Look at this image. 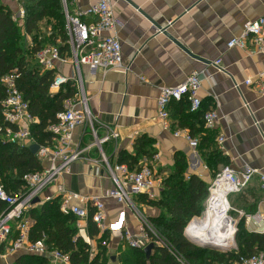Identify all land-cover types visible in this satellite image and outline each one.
I'll use <instances>...</instances> for the list:
<instances>
[{
	"label": "crops",
	"instance_id": "1",
	"mask_svg": "<svg viewBox=\"0 0 264 264\" xmlns=\"http://www.w3.org/2000/svg\"><path fill=\"white\" fill-rule=\"evenodd\" d=\"M10 1L6 0L7 3ZM96 1L76 0L72 5L73 13L86 10ZM112 2L120 22L117 31L122 42L125 68L103 72L94 66H81L89 109L100 134H105L107 128L119 134L117 139L103 145L110 161L119 162L122 150L133 152L135 138L148 134L155 139L157 154L153 167L161 176L165 178L172 172L175 154L182 152L189 164L187 174H197L210 183L213 174L198 147L202 130H206L204 125L196 121L192 130L186 127V123L194 122L193 118L189 120L187 117L191 111L185 103L174 102L170 105L171 128L164 129L158 118L157 105L162 86L179 84L194 70H205L209 76L203 79L200 92L205 107L212 108L216 102L219 104V120L210 130L215 137L214 146L235 170L249 166L264 173V94L260 92L258 83V74L264 70V55L227 47L233 36L241 34L247 21L264 15V0ZM219 56L225 61L226 71H219L212 65ZM54 70L65 75L74 72L72 64L61 62ZM248 78H252L254 83L244 84ZM235 82L240 83V90L234 87ZM178 129L188 130L192 141L176 136L174 132ZM220 137L224 140L220 141ZM74 139L78 148L85 149L84 157L73 162L67 172L44 190L37 205L42 204L47 196L62 198L67 190L103 195L114 186L90 128H77ZM44 159L42 161L47 165L48 158ZM142 163H146L145 158ZM222 167L220 165L219 169ZM240 193L232 196L239 205L237 219L243 212L246 228L263 232L264 223L247 216L264 210L261 181L254 178ZM258 197L261 200L255 202ZM105 202L110 215L116 216L120 204L109 199ZM128 219L132 228L138 226L131 213ZM79 223L85 225V233L89 237L87 221L80 220ZM116 238L119 240L118 236ZM8 243L9 240L0 242V264H15L17 258L25 254L23 251L7 253Z\"/></svg>",
	"mask_w": 264,
	"mask_h": 264
},
{
	"label": "built area",
	"instance_id": "2",
	"mask_svg": "<svg viewBox=\"0 0 264 264\" xmlns=\"http://www.w3.org/2000/svg\"><path fill=\"white\" fill-rule=\"evenodd\" d=\"M75 1L62 0L71 54L66 57L61 56L59 48L55 45H48L36 53L38 64L44 70H54L58 62L70 63L74 69L72 75L55 73L50 87L51 92L59 91L71 80L76 84V93L65 99L64 110L58 114L59 122L50 127L56 135L55 141L52 146L40 145L38 155L41 160L48 158L49 163L44 165L42 171L25 177L26 187L17 196L10 195L0 188V198L7 202L9 208L0 212V242L6 243L9 240L7 253L23 251L25 254L46 255L51 264H71L70 255L58 249H49L44 239L32 242L29 236L32 220L26 216V212L38 204V202L34 203V200L40 198L48 186L67 172L73 162L84 157L85 149L78 148L74 139L75 130L79 127L91 128L90 133L114 186L103 195H85L67 190L61 198L62 211L73 213L80 220L87 221L90 209L94 208L92 219L101 232L119 234L131 247L144 249L151 243L169 247L163 234L150 220V216L143 214L134 201V196L141 193H146L150 199L158 198L164 177L147 163H144L139 170H131L126 163L110 161L103 145L112 139H117L119 134L116 130L107 128V132L101 135L99 129H96L81 76L82 65L94 66L103 72L125 68L122 42L117 31L120 22L115 14L113 2L97 0L84 11L71 13L69 3L73 5ZM20 15L25 16L24 9L20 10ZM227 47L230 49L238 47L250 53L264 55V15L247 21L241 34L233 36L227 42ZM212 65L219 71L227 70L222 56L217 57ZM19 76L18 71L15 70L2 77L1 81L6 90V97L2 100L3 116L13 126L0 128V132H3L5 138L12 143L31 146L37 143L31 129L35 118L29 110L30 102L25 99L18 87ZM208 76L205 70H194L183 82L160 88L157 99L158 118L164 129L171 128L170 105L173 101L188 100L191 111L201 108L203 99L200 92L203 79ZM258 78L260 92L264 94V70L258 74ZM253 83L252 78L244 80L246 85ZM234 87L240 90V83L235 82ZM217 104L216 102L214 107L208 109L203 117L205 125L211 129L216 127L219 120V104ZM174 134L192 141L188 130L178 129ZM223 140L224 137H220V141ZM256 177L264 187V173L259 169L246 166L243 170L237 171L229 164L223 166L209 183V194L202 214L195 215L189 220L184 228V234L189 239L199 238L197 233L202 228V221L212 215L234 224L236 228L237 218L231 215L233 207L230 195L248 188ZM55 197L57 196H47L45 201ZM106 199L120 204L116 216L110 215ZM129 213L138 222L136 228L130 226ZM240 215L243 216L244 213L241 212ZM247 216L249 218L252 216L256 222L264 223V210ZM85 228L83 223H79V236L91 243ZM15 231L18 232V236L10 240L11 234ZM174 253L182 261L176 252ZM237 264H264V252L248 257L241 256Z\"/></svg>",
	"mask_w": 264,
	"mask_h": 264
},
{
	"label": "trees",
	"instance_id": "3",
	"mask_svg": "<svg viewBox=\"0 0 264 264\" xmlns=\"http://www.w3.org/2000/svg\"><path fill=\"white\" fill-rule=\"evenodd\" d=\"M25 10L23 26L13 17L12 9L0 3V128L13 126L3 116L2 100L6 90L2 77L10 72L18 71V87L30 102V113L35 118L32 124V136L39 145L52 146L56 135L50 127L59 122L58 114L64 110L65 99L74 96L76 84L69 81L57 92H51L55 70H44L37 60L36 53L48 45L59 48L63 57L71 54L69 36L66 30V16L62 0H20ZM47 19L55 22L50 34H43L40 23ZM38 62V61H37ZM185 103L191 111L188 100L173 101ZM206 108L202 100L199 110L191 111L186 123L192 130L199 121L206 130H202L199 151L213 177L220 171V165H228V160L215 147L214 134L205 125ZM190 122V121H189ZM155 139L148 134L138 135L133 144V152L126 149L119 154L118 161L128 164L131 170H139L145 158L153 167L157 150ZM188 160L184 153L175 154L172 172L163 180V187L156 199H150L146 193L134 196L137 205L153 206L161 209L158 216H150V220L163 234L169 247L156 246L148 257L144 249L129 246L125 259L120 264H237L241 256H253L264 252V231H251L245 226L243 217L236 234L238 249L223 252L216 249L203 248L192 242L185 234L184 228L195 215H201L209 194V186L197 174H187ZM44 169V162L38 154L33 153L30 145H18L7 140L0 132V188L8 194L17 196L26 187L25 177ZM242 194V193H240ZM261 198H256L255 202ZM8 204L0 198V212L8 210ZM94 208L90 209L87 220L88 234L92 243L79 236L80 219L73 213H64L61 209V197L35 205L26 212L32 220L30 240L36 242L44 239L49 249H58L70 255L71 264H111L108 255L107 241L111 232H101L93 221ZM18 232L11 234L15 239ZM182 261L175 255V253ZM130 253V254H129ZM15 264H51L46 255L23 254Z\"/></svg>",
	"mask_w": 264,
	"mask_h": 264
},
{
	"label": "rangeland",
	"instance_id": "4",
	"mask_svg": "<svg viewBox=\"0 0 264 264\" xmlns=\"http://www.w3.org/2000/svg\"><path fill=\"white\" fill-rule=\"evenodd\" d=\"M0 3L9 6L12 9V11H13L14 19L17 20L21 26H23L24 17L20 15V10L24 9V8L21 5V1L20 0H11L10 3H7L6 0H0ZM8 4H10L11 6L8 5ZM69 10H70L71 13L74 12L71 3H69ZM54 22H55L54 20L49 22V20L44 19L40 23L42 33L43 34H50V32L52 31V25H53ZM34 62H35V64H38L37 60L34 61ZM95 127H96V129H98L96 123H95ZM92 139H93V137H92ZM42 160H45V159L43 158ZM141 164H144V163H141ZM233 195L234 194L230 195V201H231V204H232V207H233V209L231 211V215H232V217L237 218L238 215H239V213H238L239 205H237L234 202V200L232 199ZM139 209L141 210V212L143 214L149 215V216H152L153 213H157L156 216H158V215H160L162 213L160 208L149 206V205H145V207L141 206V207H139ZM116 236H118L119 240L116 238ZM235 240H236V243L234 244L235 247L233 245L231 251H236L238 249L236 237H235ZM106 244L108 246V255H110V257H111L110 263L111 264H120L121 261L123 259H125L126 254L129 251V245L127 244L126 240H122L120 235H114L113 233H111V237L109 238V241H107ZM113 256L116 258L115 260H112Z\"/></svg>",
	"mask_w": 264,
	"mask_h": 264
},
{
	"label": "bare ground",
	"instance_id": "5",
	"mask_svg": "<svg viewBox=\"0 0 264 264\" xmlns=\"http://www.w3.org/2000/svg\"><path fill=\"white\" fill-rule=\"evenodd\" d=\"M202 228L198 230L200 239L211 240L213 243L223 247L232 246L236 243L234 224L221 220L220 217L209 216L202 221Z\"/></svg>",
	"mask_w": 264,
	"mask_h": 264
},
{
	"label": "water",
	"instance_id": "6",
	"mask_svg": "<svg viewBox=\"0 0 264 264\" xmlns=\"http://www.w3.org/2000/svg\"><path fill=\"white\" fill-rule=\"evenodd\" d=\"M31 150L33 151V153L35 154H38V151L40 149V145L38 143H33L31 146ZM40 201V198L37 197L35 200H34V203H37ZM243 218V216H241L239 219L236 220V228H235V237H236V234H237V230H238V224L240 222V220ZM192 242H194L195 244H197L198 246L200 247H203V248H210V249H216V250H220V251H223V252H229L231 251L233 245L231 246H227V247H223V246H220L218 244H215L213 243L211 240H207V239H200V238H195V239H190ZM157 245H155L154 243H151L149 244L147 247L144 248V251L145 253L147 254V256L149 257L152 250L156 247ZM235 247V245H234ZM116 258L113 256L112 257V260H115Z\"/></svg>",
	"mask_w": 264,
	"mask_h": 264
}]
</instances>
